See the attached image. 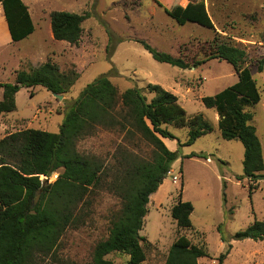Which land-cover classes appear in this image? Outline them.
<instances>
[{
  "label": "rangeland",
  "instance_id": "obj_1",
  "mask_svg": "<svg viewBox=\"0 0 264 264\" xmlns=\"http://www.w3.org/2000/svg\"><path fill=\"white\" fill-rule=\"evenodd\" d=\"M34 27L20 42H12L4 28L0 6V84H13L19 72L33 74L49 64L58 74L74 80L66 93L55 94L42 87L21 88L15 95V110L0 114V139L25 129L58 133L64 117L82 90L95 79L106 76L121 94L131 88L157 85L173 94L188 118L201 115L212 131L185 145L187 128L165 126L174 137L162 139L165 147L178 152L157 191L149 197L147 214L139 235L144 245L141 264H164L171 244L179 236L203 247L207 256L197 264H264V240H236L255 220L264 222V181L243 177V147L225 141L217 130V115L206 109L201 98L211 97L237 82L233 68L224 61L208 60L197 68L181 70L155 62L139 41L158 52L202 61L210 54L215 32L247 54L244 66L250 69L260 102L245 110L252 115L264 163V75L257 62L264 58V0H202L213 22L214 32L195 24H177L165 13L173 5L187 8L200 0H21ZM68 12L88 15L76 45L53 40L50 14ZM55 96H54V95ZM149 100L150 94L144 92ZM2 90H0V101ZM179 143V145H178ZM76 151L95 157L105 166L102 187L91 191L80 205L79 220L62 235L54 259L43 264H89L95 246L108 236L121 201L107 189L118 163L151 158L152 148L137 138L118 131L96 129L79 139ZM204 154L207 160L190 155ZM127 165V164H126ZM51 174L49 182L56 179ZM264 177V170L260 175ZM177 180L174 181L173 178ZM44 177H41L43 179ZM250 187H253L252 191ZM189 202L191 228H176L170 209L178 200ZM113 264H127L128 256L112 253L105 257Z\"/></svg>",
  "mask_w": 264,
  "mask_h": 264
},
{
  "label": "trees",
  "instance_id": "obj_2",
  "mask_svg": "<svg viewBox=\"0 0 264 264\" xmlns=\"http://www.w3.org/2000/svg\"><path fill=\"white\" fill-rule=\"evenodd\" d=\"M0 6L12 42H20L33 33L32 20L21 0H0ZM165 13L179 25L190 23L214 32L202 0L187 8L173 5ZM87 18L88 15L68 12L51 13L53 40L76 45ZM138 44L155 62L181 70L197 68L213 59L233 68L237 82L214 96L201 98V103L215 111L220 137L240 142L243 177L256 182L255 177L264 170L262 149L250 124L252 115L245 109L258 104L261 97L250 69L244 66L245 51L225 42L217 32L209 44L210 54L202 61L189 62L183 57L158 52L143 41ZM257 71L264 75V58L257 62ZM73 82L71 76L58 74L49 64L33 74L19 72L13 84H0V114L15 110V95L21 88L42 87L50 93L63 94ZM144 92L151 95L149 100ZM165 126L187 128L184 143L187 146L212 131L201 115L188 118L177 98L157 85L147 84L144 89L131 88L120 94L106 76H101L88 84L72 103L58 133L25 129L0 139V264H43L46 258L58 262L55 256L60 238L79 220L78 207L84 204L85 197L102 187L106 178L105 166L97 158L82 156L75 148L79 139L90 136L96 129L137 138L152 151L148 161L118 163L115 177L106 186L120 199L121 209L111 222L107 238L95 246L89 264H113L105 258L112 253L127 255V264L143 263L142 243L146 246L148 243L139 232L149 197L178 159V152L168 150L162 142V139H174ZM189 157L208 159L204 154ZM53 173L57 176L50 183ZM192 211V205L180 198L171 207L170 217L178 230L191 228ZM234 238L263 241L264 222L255 220ZM227 254L228 250L218 257V264H222ZM206 256L203 247L179 236L171 244L164 264H197Z\"/></svg>",
  "mask_w": 264,
  "mask_h": 264
},
{
  "label": "water",
  "instance_id": "obj_3",
  "mask_svg": "<svg viewBox=\"0 0 264 264\" xmlns=\"http://www.w3.org/2000/svg\"><path fill=\"white\" fill-rule=\"evenodd\" d=\"M54 95V94H53ZM55 96V95H54ZM166 177V176H165ZM164 177V178H165ZM44 180H45V178H43ZM255 180L256 181H264V177H262V176H257V177H255ZM36 201H37V198L34 200V203H33V205H35V203H36Z\"/></svg>",
  "mask_w": 264,
  "mask_h": 264
},
{
  "label": "crops",
  "instance_id": "obj_4",
  "mask_svg": "<svg viewBox=\"0 0 264 264\" xmlns=\"http://www.w3.org/2000/svg\"><path fill=\"white\" fill-rule=\"evenodd\" d=\"M3 17V16H2ZM3 19H4V17H3ZM4 28L6 29V31H7V33H8V29H7V25H6V22H5V20H4ZM9 35V34H8Z\"/></svg>",
  "mask_w": 264,
  "mask_h": 264
},
{
  "label": "built area",
  "instance_id": "obj_5",
  "mask_svg": "<svg viewBox=\"0 0 264 264\" xmlns=\"http://www.w3.org/2000/svg\"><path fill=\"white\" fill-rule=\"evenodd\" d=\"M173 180H174V181H176V180H177V178H176V177H174V178H173Z\"/></svg>",
  "mask_w": 264,
  "mask_h": 264
}]
</instances>
